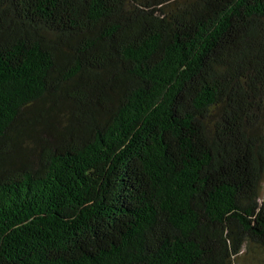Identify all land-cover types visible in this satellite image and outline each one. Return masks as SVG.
<instances>
[{"label": "trees", "instance_id": "obj_1", "mask_svg": "<svg viewBox=\"0 0 264 264\" xmlns=\"http://www.w3.org/2000/svg\"><path fill=\"white\" fill-rule=\"evenodd\" d=\"M264 264V0H0V264Z\"/></svg>", "mask_w": 264, "mask_h": 264}, {"label": "rangeland", "instance_id": "obj_2", "mask_svg": "<svg viewBox=\"0 0 264 264\" xmlns=\"http://www.w3.org/2000/svg\"><path fill=\"white\" fill-rule=\"evenodd\" d=\"M244 261H245V258L244 257H240L235 264H244Z\"/></svg>", "mask_w": 264, "mask_h": 264}]
</instances>
